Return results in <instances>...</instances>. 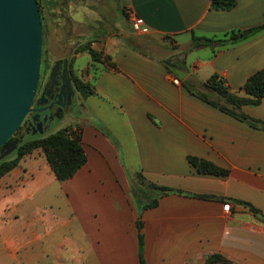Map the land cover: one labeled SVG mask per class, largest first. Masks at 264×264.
<instances>
[{
  "label": "crops",
  "instance_id": "1",
  "mask_svg": "<svg viewBox=\"0 0 264 264\" xmlns=\"http://www.w3.org/2000/svg\"><path fill=\"white\" fill-rule=\"evenodd\" d=\"M88 4L85 15L72 17L86 26L88 43L74 68L93 92L78 97L72 124L87 161L60 182L34 153L0 177V264H140L131 194L137 173L180 192L140 212L146 264H205L213 254L264 264V222L241 203L264 217V129L197 96L216 97L205 86L212 75L245 96L248 77L264 68V30L225 46L193 43L194 36L219 38L262 24L264 0H237L229 10L211 0ZM127 10L146 33L133 29ZM240 110L264 121V97ZM191 157L227 173L199 172Z\"/></svg>",
  "mask_w": 264,
  "mask_h": 264
},
{
  "label": "trees",
  "instance_id": "2",
  "mask_svg": "<svg viewBox=\"0 0 264 264\" xmlns=\"http://www.w3.org/2000/svg\"><path fill=\"white\" fill-rule=\"evenodd\" d=\"M237 0H211V7L215 9L229 10L236 5ZM38 3V1H37ZM39 8V3H38ZM40 10V8H39ZM264 30V22L258 26L230 30L221 37H193L194 45L216 44L225 46L229 43H235L255 33ZM89 53L94 60L99 58V53L89 48ZM205 86L216 94L212 99L208 94H197L199 98L215 106L219 110L233 116L234 118L245 122L253 128L264 129V121L251 117L240 110L242 105H256L264 97V68L256 71L248 77L243 88L245 96H238L230 92L224 85L223 80L217 76H210ZM78 89L82 96H87L93 91L87 83L78 79ZM21 127L18 128L17 132ZM16 134V133H15ZM40 148L58 181L63 182L71 178L87 161V156L83 147L81 131L78 127L65 126L48 135L31 136L20 141L15 149V156L12 158H3L0 160V177L9 170L18 167L20 161L27 155H30L33 149ZM189 161L196 167L199 172H207L213 174H226V170L216 167L209 161L201 158L191 157ZM138 183H131V194L139 216L136 226L138 231L139 245V263L146 264L143 257L144 238L142 234V222L140 220V212L144 209L155 207L159 203V199L169 193H180L177 190L165 186L156 185L145 181L141 173H137ZM208 197V196H201ZM253 213L258 210L251 204L241 201ZM264 222V219L261 220ZM205 264H232L228 259L220 254H213L207 257Z\"/></svg>",
  "mask_w": 264,
  "mask_h": 264
},
{
  "label": "water",
  "instance_id": "3",
  "mask_svg": "<svg viewBox=\"0 0 264 264\" xmlns=\"http://www.w3.org/2000/svg\"><path fill=\"white\" fill-rule=\"evenodd\" d=\"M41 46L37 0H0V159L22 141V136H12L32 110ZM256 216L264 218L260 213Z\"/></svg>",
  "mask_w": 264,
  "mask_h": 264
},
{
  "label": "flooded vegetation",
  "instance_id": "4",
  "mask_svg": "<svg viewBox=\"0 0 264 264\" xmlns=\"http://www.w3.org/2000/svg\"><path fill=\"white\" fill-rule=\"evenodd\" d=\"M40 8V1L37 0ZM69 9V14H73L72 8H84L82 14L90 10L86 5L88 0H63ZM40 13V10H39ZM95 14L99 16L96 26L103 29L104 23L100 18L101 9L96 8ZM70 17V16H69ZM73 16L67 18V25H55L54 37L59 42L62 51L60 56L52 55L50 51L45 54L43 47L45 43V30L42 26V46L39 78L37 82L35 96L28 113L30 120L25 125L27 133H41L54 121L65 116L75 115V111L80 110L78 97L81 93L78 89V79L81 80L82 72L79 73L74 68L75 55L80 48L87 47L85 30L86 26L75 25ZM42 20V16L40 14ZM114 33V30H113ZM36 109V110H34ZM41 109V111H37ZM38 113V114H37Z\"/></svg>",
  "mask_w": 264,
  "mask_h": 264
},
{
  "label": "rangeland",
  "instance_id": "5",
  "mask_svg": "<svg viewBox=\"0 0 264 264\" xmlns=\"http://www.w3.org/2000/svg\"><path fill=\"white\" fill-rule=\"evenodd\" d=\"M40 1V14L42 16V20L41 22H43V26H44V30H45V43H44V47L43 50L45 52V54H47L48 51L51 52V54L55 55V56H60L62 54V51L59 47V42L56 39V37H54V29H55V25L56 24H60V25H67V18H70L71 16H73L74 14L78 13V12H82L84 8L82 7H76V8H72V12L74 11L73 14H69V9L67 8L66 3L63 2V0H39ZM120 2L122 0H119ZM89 2V0H88ZM88 8H90V5L87 4L86 5ZM112 9V12L114 13L115 11V6ZM70 16V17H69ZM96 30L100 31V28H98L95 25ZM102 30V29H101ZM176 58V56H175ZM86 60H88V57H85L83 59V62H85ZM75 115L73 114L72 116H65L62 119H58L56 121H54L48 128H46L43 132L41 133H27L25 132V125L28 123V121L30 120V117L27 115L25 117V119L23 120L22 124H21V128L18 132H16V134H14L12 136V139H16V138H20L21 136L23 137L22 140L27 139L31 136H37V135H48L51 134L53 132H55L56 130L65 127V126H73V121H74V117H76L79 113V110L75 111ZM15 150L12 151L9 155L3 157V158H12L15 156ZM37 153V154H42L43 156L44 153L40 148H36L33 149L30 153V155ZM0 156H1V151H0ZM29 156V155H28ZM2 158V159H3ZM1 160V159H0Z\"/></svg>",
  "mask_w": 264,
  "mask_h": 264
},
{
  "label": "built area",
  "instance_id": "6",
  "mask_svg": "<svg viewBox=\"0 0 264 264\" xmlns=\"http://www.w3.org/2000/svg\"><path fill=\"white\" fill-rule=\"evenodd\" d=\"M126 13H127V16L129 17V19L131 20V25H132L134 30L141 31L143 33H146L148 31V29L146 27H141V20L134 17L132 15L131 11L127 10ZM174 82L177 83V80H174ZM227 208H228V205L226 204L225 209L227 210Z\"/></svg>",
  "mask_w": 264,
  "mask_h": 264
}]
</instances>
